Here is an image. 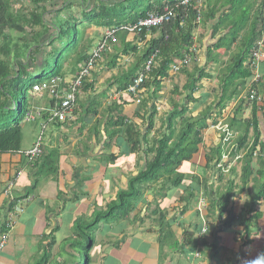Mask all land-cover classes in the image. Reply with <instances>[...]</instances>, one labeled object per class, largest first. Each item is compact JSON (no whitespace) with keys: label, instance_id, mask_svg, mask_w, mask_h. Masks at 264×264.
Listing matches in <instances>:
<instances>
[{"label":"crops","instance_id":"obj_1","mask_svg":"<svg viewBox=\"0 0 264 264\" xmlns=\"http://www.w3.org/2000/svg\"><path fill=\"white\" fill-rule=\"evenodd\" d=\"M21 2L18 6L28 8L27 13L34 9L29 2ZM204 2L205 7L218 9L217 17L221 13L229 14L230 6L227 0ZM128 4H122L120 0H87L83 3L82 0H71L70 4L64 3L63 0H54V3H47L44 20L45 27L49 30L45 34L43 30L36 28V32L42 34L39 44L41 49L35 57L39 60V70L45 66V58L50 50L44 47L50 39L60 36L57 28L68 29L78 22L82 27L86 26L89 40L97 38V46L108 29L115 25L113 21H109L110 17H102H105L107 12H119L128 18L131 10ZM141 6L139 11L148 4L145 2ZM90 12L95 13L96 18L94 23L88 26L84 16ZM55 17H58L57 22ZM116 20L119 21L118 18ZM213 23H216V20H206L204 15H201L199 26L194 30V44L189 49V54L183 57L184 59L189 56L194 49L196 53L191 57L189 65L173 72L172 64L168 78L157 79L160 81L159 86L153 84L154 77L150 76L145 81L148 85L142 87L139 95L140 104L136 103L135 96L126 94V85L129 87L131 77H136L142 71L145 64L140 63V58L151 42L161 37V29L155 33L150 31L142 37L120 32L115 38V43L109 42L110 51L97 63L98 78L92 76L85 84V87L88 84L93 85V89L83 88L78 93L79 103L73 121H45L41 113L56 108L59 102L52 104L48 101L45 106H39L37 100L41 101L45 96L33 95L32 104L36 111L29 113L28 117L33 123L40 121L43 131L48 129L47 141L42 144V156L46 157L54 152L58 155V160L54 165L50 160L45 161L46 167L41 166L45 171L41 172L37 162L26 157V153L36 141L31 144L30 149L22 148L25 146L23 126L20 152L0 153V215L8 209L9 201L13 199H21L17 208L22 209L21 213L12 217L8 240L0 254V264L39 262L45 246L50 241L45 236L51 235L56 240L51 260L62 256V262L68 258L69 263L77 254L69 246L75 242L84 243V246L89 244L88 264H248V261L264 254V200L256 207L262 218L253 227L249 237L250 243L247 244L245 230L239 224L225 229L219 219V211L213 206V193L204 190V181H208L209 186L214 185L213 191L220 187L217 178L211 176L204 168L206 151L219 145L217 134L210 128L203 132V143L191 164L184 165L186 179L180 188L160 190L161 184L154 185L151 190L143 191L141 200L129 216L119 221H102L99 225L84 230L85 235H82V230H76L78 225L85 228L96 221L97 215L108 209L120 191L127 190L129 181L145 168L147 159L152 157L151 154L146 155L152 143L143 145L142 150L131 154L123 135L113 138L111 142L108 138L111 131L104 129L107 118L111 116L108 112L110 106H120L122 115L142 134L146 133L149 119L153 117L155 127L150 135L152 140L154 135H160L161 124L172 107L171 98L175 96L173 93L176 90L183 92L184 87L193 81L190 77L198 78L197 70L207 65V71L213 77L196 82L198 91L194 98L197 103L190 104V109L194 110L191 116L201 119L205 110L215 101L218 94V74H221L219 71L224 68L227 56L223 57L224 51L217 52L222 55L221 59L209 63L208 48L219 39L213 37ZM220 31L224 32L223 35L227 33L224 27ZM67 39H57L53 46L61 48ZM131 46L135 49L131 50ZM94 47L82 44L80 50L89 48L91 53ZM180 60L175 59L173 63ZM159 65L160 62L157 61L154 69ZM63 70L67 81H71V68ZM258 76L261 80L260 68ZM215 82L217 85H214ZM186 96L187 94L176 96V102H186ZM90 98H96L101 103L98 116H88L85 113L89 101L92 100ZM166 103L170 105V109L162 113ZM237 104V100L232 102L226 108L223 120L218 122L228 124L226 119L233 117ZM153 107L155 110L152 112ZM246 113H251L250 108L245 109L240 116L248 119L249 114ZM112 115L117 114L114 112ZM261 116L259 115V126ZM27 119L24 122L30 123ZM97 121L102 123V127L97 128L98 136L95 135ZM207 123L211 126L209 118ZM235 136L238 137L237 132ZM110 156H114L116 160H111ZM52 165L57 168L56 173L47 172L48 168L52 169ZM241 197L242 195L232 203L235 215L240 213L245 204ZM185 233L193 234V241L189 245L183 244Z\"/></svg>","mask_w":264,"mask_h":264},{"label":"trees","instance_id":"obj_2","mask_svg":"<svg viewBox=\"0 0 264 264\" xmlns=\"http://www.w3.org/2000/svg\"><path fill=\"white\" fill-rule=\"evenodd\" d=\"M21 1L29 2L34 9L27 13L28 8L25 9L24 6H18L22 3ZM63 1L64 3L70 4L71 0ZM84 1L87 0H82V3ZM111 1L115 2L116 0ZM183 1L185 0H120L122 4H130L131 10L128 18L125 17L123 22H120L116 20L119 13L107 12L102 19L110 17L109 21H113L115 25L109 29L134 27L140 19L146 18L150 13H163L165 9L177 10L178 15L176 19H173L161 28L151 30L141 29L140 32L134 33L125 32L126 34L142 37L150 31L155 33L161 29V37L158 40L152 41L150 47L145 50L140 58V63L144 62L145 64L150 56L158 51L159 54L155 62L157 63L159 61L160 65L157 69H152L149 74V77H154L153 84L156 86L160 85V81H157L158 78H168V71L175 59H183L185 54H189V49L194 44V30L199 26L197 24L198 10L200 9L202 11L201 15H204L206 20H216V23L212 25V32L213 37H219V39L214 45L208 48L207 58L210 60L209 63L218 61L222 55L217 54V52L224 51L223 57L227 56L225 61L227 65L225 66L224 63V68L219 71L221 74H218L219 85L215 101L205 110L201 119H196L191 116L194 110L190 109V104L197 103V100L194 98V94L198 91L196 82L202 79H212L213 77L207 71V65L197 70L198 78L190 77L189 75L190 80L193 81H190L184 87L185 90L183 92H179L178 90L174 92L176 96L187 94L186 102L182 100L176 102L171 99L172 107L161 124L159 130L160 135H154L152 140H150V135L155 127L153 117L149 119L146 133L142 134L134 124L129 123L128 119L122 115L120 106L113 104L109 107L108 112L111 116L107 118L104 129L111 131L108 137L111 142L113 138H118L120 135H123V139L130 147L129 153L131 154L142 150L141 147L143 145L152 143L151 148L148 149L149 153H146V155L151 154L152 157L147 159L145 168L129 181L127 190L120 191L117 194L116 200L109 205L108 209L97 215L96 221L85 228L79 225L76 227L77 231L82 230V235H85L84 230H89L99 225L102 221H119L129 216L134 211L136 204L141 200L143 191L151 190L154 185L161 184L160 190L180 188L186 179L183 167L184 165L191 164L194 156L198 154L199 146L203 143L202 134L210 126L207 123L208 118L211 124H216L218 121L223 120L226 108L236 100L238 104L235 107L233 117L226 120L231 129L238 133V137L234 140V151L231 155L235 156L240 154L242 159L235 163L229 175H224L216 167L222 155L220 144L217 147L208 149L205 153L204 168L211 176L217 178L220 187L213 191L214 185L209 186L208 181H204V190L205 192L213 193L212 203L219 211V219L222 220L225 229L239 224L245 230L247 244L250 243L249 237L252 234L253 227L262 218L261 212L257 211L256 207H259L264 200V140H262V133L259 126V115L264 114V102L261 107H258L255 101L249 103V96L253 92L257 97H264V53L262 54V60L260 62L263 64L261 80L254 81L255 68H252L249 61L254 51H257L259 48L256 45L257 41L259 42L260 39L264 38V0L262 2L259 0L260 4L258 7H255L258 0H227L230 6L228 9L229 14L221 13L219 17H217L218 9L208 6L205 7L204 1L207 0H202L201 7L195 1L191 2L186 12H184V8L180 5ZM51 2L54 3V0H0V52L3 56L0 59L1 154L20 152L22 142L20 117L22 116L24 118L23 121H25L29 113H32L34 110L36 111L32 104L33 94H30L35 85L43 82L42 79L45 75L44 67L49 65L47 59H45V66L39 70V60L35 57L41 49L39 44L42 34L37 33L36 28L43 30L42 32L45 34L48 32L49 29L47 30L45 27L44 20L45 14H47L45 5ZM145 2L148 6L139 11L143 6L141 4ZM177 6L178 8L176 9ZM84 17L87 25L90 26L94 23L96 14L90 12L85 14ZM258 23L260 25L259 29L257 27ZM78 25V22L74 23L67 29V32L70 30L73 31L72 37H66L63 28H57L60 36L50 39L49 43L44 47V49H50L47 53L49 57L54 54V51L58 52L56 56H59V58H57V62L54 65L56 71H53L52 79L59 78L61 81H67L65 78L66 73L63 69L59 68V60L61 59V54L65 55L66 51L76 44ZM223 27L224 31H227L225 35H223V31H220ZM7 32L16 34L17 39H14L11 35H7ZM28 32L31 39H28ZM64 38H68L66 43L58 50L54 49L53 45L56 43V40H62ZM36 45L38 47H35ZM130 48L131 50L135 49L132 46ZM88 49L83 48L77 52V58L73 62L75 65L69 71L73 76L72 78H75L79 74L82 64L90 59L92 52L89 53ZM78 66L80 67L78 68ZM33 75H36L37 78L35 79ZM134 78L133 76L131 77V83ZM87 81H84L80 89L81 91L83 88L84 90L93 89V85L88 84L85 87ZM147 85L148 83L145 82L143 87ZM126 86L128 88V85ZM66 87L67 85L60 84L59 90L66 89ZM243 95L245 97H242ZM43 96L50 97V103L52 104L58 102L48 92L44 93ZM77 103H79L78 97ZM100 107V101L93 98L89 101L85 113L88 116H98ZM247 108L251 110V117L244 119L240 114ZM49 110L41 113L45 121H49L51 114ZM154 110L155 107H153L152 112ZM114 112H116V116L112 115ZM27 120L30 123L34 122L29 117ZM99 127H102V123L97 121L96 129ZM98 134L97 129L95 135L98 136ZM57 156L54 152H51L46 157L41 156L36 161L39 170L41 172L45 171L42 167H46L44 162L47 160L52 161L54 165L58 160ZM109 158L113 161L116 160L114 156H110ZM53 165L52 169H47V172L56 173L57 168H53ZM239 167L240 183L236 184V181L229 177L235 176ZM250 183L256 190V193L252 194L250 202L244 204L240 213L235 215L233 213L232 203L234 199L247 193L251 185ZM19 200L21 199L9 201L8 209L4 212L2 211L0 215V238L10 231L11 219L9 218L17 207ZM45 237L49 238L50 241L45 246L43 256L37 264H51L54 261V259L51 260V253L56 244V240L52 235ZM192 241L193 234L185 233L183 244L189 245ZM80 245V243L76 242V244H70L69 246L72 250H76ZM56 259H60L57 264L69 263L68 258L65 259L67 263L65 260L62 262V256ZM85 259V264H88L90 261L88 253Z\"/></svg>","mask_w":264,"mask_h":264},{"label":"built area","instance_id":"obj_3","mask_svg":"<svg viewBox=\"0 0 264 264\" xmlns=\"http://www.w3.org/2000/svg\"><path fill=\"white\" fill-rule=\"evenodd\" d=\"M195 1L197 4L202 5V0H185L180 5L184 8V12L187 11V8H189L191 2ZM178 6L176 7V9ZM178 13L177 10H169L165 9L163 13H150L146 18L140 19L136 26L134 27H121V28H112L109 29L103 37V40L96 46V48L92 51L90 59H88L86 62H84L80 68L79 74L72 78L71 81H61L59 78H53L50 81H43L41 83H38L33 87L32 94L38 95V94H44L46 92L49 93V95L52 98H56L59 102L58 105H56V108L50 109L51 112L49 117V122H60V123H66L69 121L74 120V112L77 107V97L78 93L84 83V81L89 80L94 68L97 66V63L103 58V55L106 52L110 51L109 42L115 43L116 42V36L120 32H127V33H134V32H140L141 29H157L161 28L162 26L170 23L173 19H176ZM201 19V10H198L197 15V23L199 24V21ZM259 48L257 51H254L251 60L249 61V64L252 66V68H255L256 71H258L259 64L262 60V43H259ZM196 52L191 50L190 55L186 56L184 59L174 62L171 69L173 72H176L180 69V67H186L191 62V57ZM158 51L154 52L148 61L145 63L142 71L134 78L133 82L130 84V86L126 89V94L135 96L136 103L140 104L139 95L141 94L142 87L145 83V81L148 80L149 74L154 69L156 64V58L158 56ZM259 76L255 75L254 81H258ZM60 84L67 85L66 90H59ZM250 102H257L258 105H261L262 99L260 97H257L255 93L251 92L249 96ZM48 111V110H47ZM211 130H213L219 139L220 147L222 148V155L221 159L217 162V169H219L224 175H229L231 173V169L234 167L235 163L239 162L242 159V156L240 154H237L235 156H232L231 154L234 151V140L235 135L230 129L229 125L224 122H218L217 124L213 125L211 127ZM43 155L42 150V144H41V138L38 139V141L34 144V146L26 153V157L30 161H37L41 158ZM203 207V206H202ZM22 209L15 208L14 211L11 213L10 218L12 224V217L16 213H21ZM206 232V230H204ZM8 240V234L2 236L0 238V254L4 250L5 245Z\"/></svg>","mask_w":264,"mask_h":264},{"label":"rangeland","instance_id":"obj_4","mask_svg":"<svg viewBox=\"0 0 264 264\" xmlns=\"http://www.w3.org/2000/svg\"><path fill=\"white\" fill-rule=\"evenodd\" d=\"M260 2H262V0H260ZM259 0L257 2V5L255 7H258L259 4H260ZM119 13V12H118ZM125 16L123 15H118V19L120 22H123ZM58 21V17H55V22ZM258 29L260 27L259 23H258ZM79 34H78V37H77V41H76V44L71 48V49H68L64 54H61V59L59 60V68L60 69H66L67 67L69 68H73L74 67V61L75 59L77 58V52L80 51V47L82 44L86 45V46H89L91 45V47H94L97 43V38L94 37V38H91L92 40H89L87 37H88V34L86 33L87 30H86V26H81L79 25ZM64 30V35L66 37H72L73 36V31L70 30L69 32H67V29L66 28H63ZM7 35H11V37H13L14 39H17V35L16 34H11L9 32L6 33ZM29 32H28V36H29ZM28 39H31V36L28 37ZM48 39V38H47ZM259 43H262V54L264 53V38L260 39V41L258 42L257 41V46L259 45ZM98 45V44H97ZM1 46V44H0ZM259 47V46H258ZM54 49L58 50L60 48V46H53ZM96 48V46L94 47ZM57 51H54V54L51 55L50 57L47 56L45 59H47L48 61V64L47 67H44L45 68V75L43 76V81L47 82L49 81L50 79H52V76H53V71H56L55 69V63L57 62V58H59V56L57 57ZM3 56L0 52V59H2ZM103 59V58H102ZM262 63H260L259 65V68H260V72H261V69H262ZM192 66V67H191ZM190 66V70L193 69V65ZM98 70V67L96 66L92 72V75L91 77L93 76H96V72ZM191 73H193L191 71ZM37 74V73H36ZM262 74V73H261ZM34 78L36 79L37 76L36 75H33ZM90 77V78H91ZM98 78V76H96V79ZM214 85H217V83L215 82ZM217 90V88H215ZM170 90H172V87L170 88ZM172 92V91H171ZM32 95V93L30 94ZM173 95H175L173 93ZM176 96V95H175ZM243 97H245V95H243ZM172 98L174 99V101H176V97H173ZM171 98V99H172ZM264 97H262L263 99ZM50 97L48 96H45V98L41 101L37 100V103H39V106H45L48 101H50ZM46 102V103H45ZM263 102H264V99H263ZM250 103V102H249ZM170 109V105L168 103H166L162 113H164L166 110ZM249 112V111H248ZM262 113V112H260ZM249 114V115H248ZM246 115H248L247 117L250 118L251 117V113H246ZM189 116V115H188ZM21 118V126H23L24 128V137H25V141H24V147L23 150H28L31 148V144L33 142H37L39 138H41V144H43V141L46 142L47 141V132H48V129L46 131H43L42 127H41V124L39 123L40 121H38L37 123H26L24 122V118H22V116L20 117ZM261 125H260V129H261V132H262V140H264V114L261 116ZM158 124V123H157ZM215 125V124H211V126L209 127L210 130H211V127ZM33 147V146H32ZM229 178L231 179H234L236 181V184H239L240 183V170L239 171H236V175L235 176H230ZM251 184V183H250ZM255 194L256 193V190L254 189V187L252 186V184L250 185V188L248 189L247 193L242 195L241 198H243V202L244 203H248L250 202V199H251V196L252 194ZM244 206V204H243ZM76 244L73 243V245ZM83 246V248H82ZM89 246V244L86 243V245L84 246V243L81 244L80 246H78V248L76 250H74L76 254V256L74 258H72L71 260V263L72 264H85V256L87 254V250H86V247ZM58 260L55 259L54 261H52L51 264H57ZM38 262L34 263V264H37Z\"/></svg>","mask_w":264,"mask_h":264},{"label":"clouds","instance_id":"obj_5","mask_svg":"<svg viewBox=\"0 0 264 264\" xmlns=\"http://www.w3.org/2000/svg\"><path fill=\"white\" fill-rule=\"evenodd\" d=\"M248 264H264V254H260L255 259L248 261Z\"/></svg>","mask_w":264,"mask_h":264},{"label":"bare ground","instance_id":"obj_6","mask_svg":"<svg viewBox=\"0 0 264 264\" xmlns=\"http://www.w3.org/2000/svg\"><path fill=\"white\" fill-rule=\"evenodd\" d=\"M254 77L253 78H255V75H258V71H256L255 69H254ZM259 80V79H258ZM43 95V94H42ZM260 98L262 99V97L260 96ZM250 102V101H249ZM250 103H252V102H250ZM257 103V102H256ZM258 105V104H257ZM263 105V99H262V103H261V105H258V107H261ZM217 124V123H216ZM227 124V123H226ZM229 125V124H228ZM229 127H230V125H229ZM230 129H231V127H230ZM232 130V129H231ZM232 132L234 133V135H235V132L232 130ZM235 138H236V136H235Z\"/></svg>","mask_w":264,"mask_h":264}]
</instances>
